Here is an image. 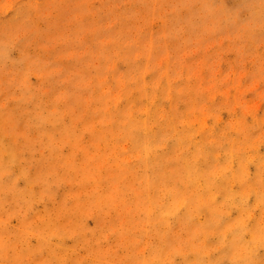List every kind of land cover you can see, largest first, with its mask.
Segmentation results:
<instances>
[{"label": "rangeland", "instance_id": "374dc122", "mask_svg": "<svg viewBox=\"0 0 264 264\" xmlns=\"http://www.w3.org/2000/svg\"><path fill=\"white\" fill-rule=\"evenodd\" d=\"M0 264H264V0H0Z\"/></svg>", "mask_w": 264, "mask_h": 264}]
</instances>
